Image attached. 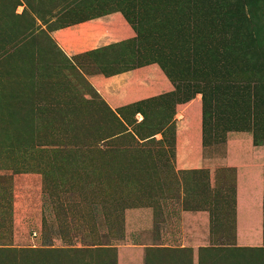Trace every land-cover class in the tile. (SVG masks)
Here are the masks:
<instances>
[{"label": "rangeland", "instance_id": "obj_1", "mask_svg": "<svg viewBox=\"0 0 264 264\" xmlns=\"http://www.w3.org/2000/svg\"><path fill=\"white\" fill-rule=\"evenodd\" d=\"M113 12L134 32L124 44L66 58L50 37ZM149 64L173 91L135 107L110 110L88 82ZM195 96L206 167L187 173L174 107ZM263 136L264 0H0V264H117L136 243L124 210L156 221L161 199L207 210L210 242L195 260L145 249L142 264H264V216L262 244L237 248L234 169L215 168Z\"/></svg>", "mask_w": 264, "mask_h": 264}, {"label": "crops", "instance_id": "obj_2", "mask_svg": "<svg viewBox=\"0 0 264 264\" xmlns=\"http://www.w3.org/2000/svg\"><path fill=\"white\" fill-rule=\"evenodd\" d=\"M50 37L62 54L71 58L100 47L131 40L135 35L122 16L113 12L57 29L50 33ZM88 82L104 104L113 111L173 91V86L155 64L120 71L110 76L92 75L88 77ZM174 119V170L196 171L205 168L200 144L199 97L195 96L183 104L175 105ZM230 150L228 148L225 157L220 159L215 168L234 169L235 246L256 248L262 244L264 151L260 149L240 159L239 156L234 157L235 153ZM208 175L212 181L210 171ZM156 222L157 227H154ZM123 223L126 239L132 236L136 243L132 249L117 247V264H142L143 250L148 248L188 249L194 256L198 249L205 248L210 242L209 212L205 209L182 210L171 199L159 200L156 221L153 210L142 207L124 210Z\"/></svg>", "mask_w": 264, "mask_h": 264}, {"label": "trees", "instance_id": "obj_3", "mask_svg": "<svg viewBox=\"0 0 264 264\" xmlns=\"http://www.w3.org/2000/svg\"><path fill=\"white\" fill-rule=\"evenodd\" d=\"M121 44H124V42H120V43H118V44H111V45H109L110 47H115V46H118V45H121ZM115 45V46H114ZM97 50H99V49H97ZM101 50V49H100ZM93 51H96V50H92V51H89L88 53H90V52H93ZM87 53V52H86ZM112 75V74H111ZM161 97V96H160ZM159 97V98H160ZM153 99H155V98H153ZM147 102L148 100H143V101H139V102H136V103H133V104H130V105H127V106H124L123 108H130V107H135L136 105H140L141 103H144V102ZM186 101H188V99L186 100ZM186 101H184V102H180V103H185ZM135 113H137V114H141L140 112H139V110H137V111H135ZM173 114V113H172ZM201 115H203V108H201ZM144 119H142V121H143ZM202 131V130H201ZM174 135V134H173ZM153 135H147V136H145L142 140H145V141H151L153 138ZM252 143H256V138H255V136L254 135H252ZM261 143H263V145H264V136H263V138H262V142ZM173 144V143H172ZM202 144H203V133H202ZM253 144V145H254ZM258 144L256 143V145H254V146H257ZM262 145V144H261ZM195 172H197V171H188L187 173H195ZM155 175H156V173H155ZM155 175H154V173H152V178H155ZM234 204V203H233ZM263 216H264V197H263V199H262V224H263ZM233 217H234V210H233ZM233 224H234V218H233ZM262 228H263V225H262ZM149 249V248H148ZM152 249V248H151ZM151 249H150V251H151ZM157 249V248H156ZM204 249V248H203ZM157 250H159V251H161V252H163V253H167V252H172L174 249H157ZM186 250H188V249H186ZM175 251H179V252H181V251H183L182 249L181 250H175ZM174 251V252H175ZM190 251V250H189ZM177 253V252H176Z\"/></svg>", "mask_w": 264, "mask_h": 264}]
</instances>
